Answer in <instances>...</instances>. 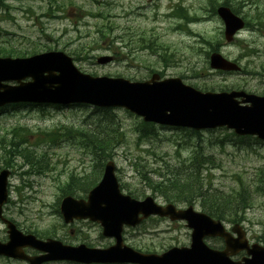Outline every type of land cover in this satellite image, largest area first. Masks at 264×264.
Here are the masks:
<instances>
[{"label":"rangeland","instance_id":"1","mask_svg":"<svg viewBox=\"0 0 264 264\" xmlns=\"http://www.w3.org/2000/svg\"><path fill=\"white\" fill-rule=\"evenodd\" d=\"M94 1L0 0V46H9L26 55L47 50L62 51L75 58L74 63L80 71L95 76L144 81L155 70L162 72L166 78L185 76L186 84L196 86L197 90L203 92H219L225 88L244 89L256 94L264 91L261 78L249 76V73L264 68V30L239 35L238 39L244 41L248 49L259 52L258 56L241 58V54H244L241 47L224 43L220 20L211 13L201 11L202 7H216L222 0H100L107 4ZM240 1L248 5L244 8L238 5V9L251 16L254 5L248 3L249 0H230L234 5ZM181 2L189 14H199L206 21L189 25L188 31H178L174 27L179 21L158 20V14L170 12L174 5ZM256 3L264 6V0H257ZM191 6L193 9H190ZM152 15L157 21L152 19ZM151 38L175 54L169 60V66H162L158 61L159 55H153L162 49L156 48V53H153L140 48L143 46L140 39H144L146 47V41ZM207 41L213 45L223 42V54L232 61H240L248 74L213 73L205 63V53L209 49ZM102 56H112L114 61L105 66L97 65L96 59ZM99 110L89 106H48L9 107L0 111V169H3V165L13 166L9 169L13 172L9 181L10 201L4 206L3 213L6 218L19 224L22 231L36 232L38 236L54 238L72 247L84 244L101 249L112 245L113 240L101 235L98 224L75 221L65 225L58 212V203L70 176L93 182L97 175L96 183L103 171L101 163L108 160H113L115 164V175L122 192L128 194V191L139 190L140 195H133L137 199L153 196L143 181L144 174L154 179L157 173H164L168 165L177 166L179 161L186 160L193 149H199L197 145L213 158L207 167L208 172H203V175L207 174L206 179L217 191L231 194L240 189L239 182L250 185L257 168L264 166L263 141L255 138L236 140L230 131L224 129L189 137L180 130L168 128L158 129L153 138L140 140L137 129L141 120L122 109H111L110 114L123 136L115 144L111 159L98 160V157L96 159L89 155L86 137H79L75 129L81 126L93 133L101 131L99 126H104L108 118ZM88 125L91 127L88 128ZM13 131H19L18 136L23 140L20 145L9 147V143L16 141ZM43 131L51 138L45 141L41 134ZM69 135L73 137L68 139ZM2 136H5L4 140H1ZM15 148L19 151L26 148L34 150L35 157L46 162L44 165L47 167L43 170H48L49 166L51 170L27 173L30 169L22 164L23 158L16 155L18 151ZM33 169H38V166ZM91 188L88 186L82 192L84 185L81 191L72 185L69 191L72 195L86 198ZM154 199L160 204L164 203L156 195ZM194 203L195 210L203 211L199 201ZM251 206L242 215L243 221L237 224L243 228L250 244H261L259 242L264 241V196L254 194ZM156 219L148 220L134 229H125L124 244L139 252L155 254L174 246H189L190 231L183 222ZM230 220L233 221L232 218ZM221 221L227 229L234 225L225 219ZM5 238L0 222V240L4 241ZM204 241L210 247H223L217 238H205ZM242 256L243 253L234 259ZM0 264L25 263L0 257Z\"/></svg>","mask_w":264,"mask_h":264},{"label":"water","instance_id":"2","mask_svg":"<svg viewBox=\"0 0 264 264\" xmlns=\"http://www.w3.org/2000/svg\"><path fill=\"white\" fill-rule=\"evenodd\" d=\"M226 35L238 30L241 21L228 10L219 9ZM103 57L98 63L110 62ZM214 69L230 70L235 66L214 55ZM30 79L28 83L23 80ZM154 75L144 83H130L123 79L92 78L74 68L70 58L63 53H46L27 59H0V107L12 103L38 104H88L99 108H124L141 116L144 122L163 126L190 128L196 131L226 127L238 136H255L264 141V97L245 93L201 94L185 87L178 79L159 82ZM15 81L18 86L4 85ZM241 98V101H236ZM240 104H244L241 106ZM0 173L1 207L7 197V177ZM63 221L88 219L98 223L104 237L113 238L115 244L107 249H90L84 245L63 246L60 242H42L32 235H22L11 222L2 219L7 227L9 241L0 244V255L24 259L30 264L60 260L84 264H264V247L249 246L245 234L238 226L232 228L236 238L225 231L220 221L212 220L192 207L176 210L173 205H157L150 197L136 201L120 193L114 177V165L106 164L101 182L93 188L87 200L64 198L59 207ZM158 216L170 221H185L192 230L188 248H171L161 255L142 254L125 246L123 227H135L143 220ZM205 237H219L224 249H210ZM30 247L45 253L39 257L24 255L23 248ZM245 251L246 257L233 261L231 257Z\"/></svg>","mask_w":264,"mask_h":264},{"label":"trees","instance_id":"3","mask_svg":"<svg viewBox=\"0 0 264 264\" xmlns=\"http://www.w3.org/2000/svg\"><path fill=\"white\" fill-rule=\"evenodd\" d=\"M22 52L16 51L10 47L0 46V56H23ZM164 61V60H163ZM101 114H105L108 118L105 121L101 131L96 130L95 133L90 130L83 128L78 129L79 137H86L87 143L91 141L93 147V153L95 158L100 160L111 159V152L118 143L119 139L122 138L123 132H120L117 124L115 123L113 116L109 111H102ZM101 119L98 120L100 122ZM139 139H150L157 135V130L151 124H145L140 122L139 128ZM187 134V131H184ZM192 135L198 133L189 132ZM89 145L87 148H89ZM90 145V146H91ZM17 148H15L16 150ZM92 149V148H91ZM89 150V149H88ZM19 151V150H16ZM19 153V152H17ZM24 158H29L28 161L32 162V166L39 164V161H33L30 154L22 155ZM200 158V159H199ZM187 161L178 162L177 166H167V170L164 173H157L155 178L145 175L143 181L146 184L153 195L160 197L166 203H173L176 205H191L196 201H199L202 205V210L210 216L220 219L231 221L232 223H240L243 219L242 215L246 210L250 209L253 195L264 196V166L259 167L255 174L254 179L248 186L239 184V188L236 192L227 194L221 191L212 189L210 182L204 180L202 177V168L204 164L210 163V159L204 157L201 150L197 151L192 157V162L186 164ZM103 163H101V167ZM93 182H80L79 185H84V189L88 186H94ZM69 185L66 186V188ZM139 190L132 191L130 195H140ZM72 195V192L67 193ZM238 213L241 214L238 217ZM227 217V218H226ZM230 217V218H229ZM264 244V241L262 242Z\"/></svg>","mask_w":264,"mask_h":264},{"label":"flooded vegetation","instance_id":"4","mask_svg":"<svg viewBox=\"0 0 264 264\" xmlns=\"http://www.w3.org/2000/svg\"><path fill=\"white\" fill-rule=\"evenodd\" d=\"M260 8H263V7H260ZM258 11H259V12L257 13V15H258V16H261V17L264 18V10H263V9H258ZM238 14L240 15V17H242L243 20L246 18V16H245L243 13L238 12ZM254 14H256V12H255ZM244 21H245V20H244ZM244 24H245L244 26L247 27V26H246V22H244ZM247 25H248V24H247ZM255 27H256V26H255Z\"/></svg>","mask_w":264,"mask_h":264},{"label":"bare ground","instance_id":"5","mask_svg":"<svg viewBox=\"0 0 264 264\" xmlns=\"http://www.w3.org/2000/svg\"><path fill=\"white\" fill-rule=\"evenodd\" d=\"M94 2H96V3H99V4H101V3H104V4H107V2H104V1H100V0H95ZM246 2H239V3H237L236 5H234L233 4V7H235V8H237L238 9V5H239V7H241V8H244V7H246L247 6V4H245ZM91 223V222H90Z\"/></svg>","mask_w":264,"mask_h":264}]
</instances>
